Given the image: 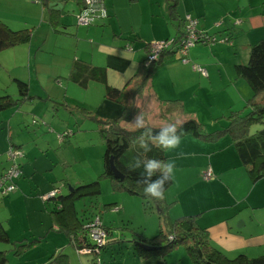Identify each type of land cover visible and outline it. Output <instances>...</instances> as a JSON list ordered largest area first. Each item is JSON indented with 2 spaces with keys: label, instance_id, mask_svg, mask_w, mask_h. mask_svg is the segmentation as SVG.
I'll list each match as a JSON object with an SVG mask.
<instances>
[{
  "label": "crops",
  "instance_id": "1",
  "mask_svg": "<svg viewBox=\"0 0 264 264\" xmlns=\"http://www.w3.org/2000/svg\"><path fill=\"white\" fill-rule=\"evenodd\" d=\"M52 1L58 0H50V2ZM104 2L108 16L101 22L88 27L77 26L72 25L71 22H69L70 24L63 22V15H61L58 25L59 32H56L46 22L47 11L44 3L41 0H27V3L33 4V13L25 16L29 20L25 24L28 25L32 21L33 26L31 27L33 29L38 23L39 26H47L44 28L53 30L55 34L62 33L76 39L77 51H74L66 68L67 74L72 60L102 66L105 70L106 83L112 87L124 89L123 91L128 90L129 85L126 86V84L138 71L141 61L145 58L144 43L180 34L183 29V23L180 19L186 13L197 18L198 28L221 35L234 31L232 28L233 21V24L236 25L235 28L240 32L239 35L242 34L243 40L241 42H245L246 45L264 36V0H253V2L252 0H175L172 8L173 17L170 16L167 0H104ZM51 7L55 10L61 9L59 6L57 8ZM124 8L126 10L123 11ZM62 9L64 14L74 13L77 6L75 2L69 1ZM226 17H234V20L228 21ZM0 19L11 28L13 27L8 18H3L0 15ZM235 19H240L241 22L236 24ZM214 22H220V24L215 27ZM235 32L236 30L231 35L234 36ZM127 45L130 48L126 47ZM27 48L30 58L31 47L28 45ZM23 49L25 50L26 47L24 46ZM188 58L190 62L182 63L178 60L177 54L165 57L164 64L154 69L144 90L136 96L135 114L130 121L123 122V126L135 128L132 122L139 112L144 114L145 123L152 125L177 124L187 118L200 120L195 110L173 112L164 117L160 116L159 113L160 106L163 104L162 101L173 98H179L183 101L190 87L196 85L193 80L191 81L192 69H190L189 63L197 64L195 59L204 61V57H196L193 52L189 51ZM28 68L33 69L32 71L35 73L31 74L28 69L30 80L27 81L31 83L36 81L38 84L41 82L42 87H44L37 68L35 66L32 68L28 66ZM55 73V75H61L62 72L57 70ZM207 73L209 79V73L213 74V68L208 69ZM217 74L221 82H226L227 88L234 90L238 97L237 100L229 98L228 102L221 104L217 110L221 114H217V116L222 118V115L226 114L227 111L244 105L247 98L251 96L252 90L244 79L236 76L234 67L224 71V80L219 70H217ZM17 77L24 79L18 75ZM60 83L65 88V101H69L68 89L77 92L76 86L81 88L69 79L65 83L63 81ZM90 87L98 95L100 93V96L95 98L90 94L89 96L82 95L80 97L83 98V101L79 104L80 106L82 105L101 118H116L121 114L122 105L120 103L104 98L103 83L90 81L84 89ZM22 140L23 138L19 134H11L9 126L6 132L0 130V153L5 152L11 144L23 148L25 157L21 159L22 176L17 181L18 189L33 191V187H35L34 196L26 197L31 199L29 200L31 206H36V209L41 210V204L45 206L47 203V200L44 202L43 195L48 193L46 191L51 189L52 184L54 186L55 183L52 181V183L41 187L30 182L28 178L27 180L23 179L26 175H33L38 164L35 162V156H33V160L30 159L31 154L27 149L28 146L24 147ZM58 142L63 143L64 140ZM164 152L166 161L175 162L172 183L164 195V200L170 203L168 209L170 219L197 214L198 225L206 228L212 245L226 256L243 253L248 257H256L264 254V175L254 182L250 180L229 135L224 134L214 140H205L191 134H185L181 136L177 148L165 149ZM6 165V160L0 155V174L5 170ZM206 169H210L213 174L210 179H203L202 177V173ZM224 192L228 193L225 197ZM66 193L61 191L59 194ZM21 196L23 195L18 191L9 193L4 201H0V209L1 206L8 202L11 203ZM119 200L114 197L110 202L115 205ZM121 201L124 202V197ZM58 206L59 201L52 199V208ZM74 209L76 211L75 203ZM46 212L43 217H40L41 222H38V226L30 227L32 231L60 234L64 232L66 234L63 224L66 228L70 227L76 230L79 239L83 235L88 236L74 220L66 221L63 218H57L59 220L55 222L50 213ZM90 219L92 217H87L85 221L78 220L84 225ZM0 224L2 225L1 222ZM154 231H140L136 235L150 237L156 233ZM66 236L68 235L66 234ZM67 238V240L66 238L62 240L59 238V241L51 245L54 248H60L59 251L67 254L69 264H88L82 262L84 259L80 257V255L88 254L83 251H76L74 244L68 242L69 236ZM81 244L83 243L81 242ZM111 250V246L110 248L105 246L101 249L102 262L100 264H187L190 262L186 255L176 256L172 252H169L163 259L156 256L141 259L136 253H131L128 249L116 253L111 252Z\"/></svg>",
  "mask_w": 264,
  "mask_h": 264
},
{
  "label": "rangeland",
  "instance_id": "2",
  "mask_svg": "<svg viewBox=\"0 0 264 264\" xmlns=\"http://www.w3.org/2000/svg\"><path fill=\"white\" fill-rule=\"evenodd\" d=\"M124 10L126 9L124 8ZM29 13H33V4L27 3V0H0V15L10 20L9 23L13 26L12 28L33 26L32 21L28 25L25 24L29 22L25 18ZM233 18L226 17V20H234ZM62 21L77 25L75 14L72 12L63 14ZM232 25L234 31L236 30L234 36L230 39L232 45L197 43L190 49L196 57H204V61L195 59V62L206 68V70L213 68V74L209 73V79L203 77L199 72L193 70L192 63H189L190 69H192L190 74L192 78H190L196 85L190 87L183 101L180 100L183 105V112L195 110L199 119L202 120L198 121L205 124L207 130L221 128L220 126L226 124L224 118L217 116V114H221L217 110L221 104L228 102L229 98L232 100L238 99L235 91L228 89L226 82H221L217 70L222 74L224 80L225 70L234 67L236 62L245 63L248 57L249 47L245 42H241L243 40L241 38L242 34L239 35L240 32L235 28L236 25L233 24V21ZM44 27L47 26H39L36 23L28 42L17 43L0 51V93L6 91L8 94L16 96L17 88L12 78L18 75L24 80H30L28 66L37 68L39 78L45 85L42 87L41 82L38 84L36 81L32 83L29 81L30 94L35 96L34 99L25 102L18 108L1 111L0 130L6 132L9 126L11 134L17 133L23 138L22 144L24 147L28 146L27 149L31 154L30 159L33 160V156L36 157L37 170L33 175H26L23 179L27 180L28 178L30 182L41 187L54 181V186L52 184V188L46 192L58 187L60 192L65 193L68 191V184L88 183L94 180L102 171L104 143L97 129L98 124L93 118L89 117V115L94 114L79 105L83 101L80 96H89L90 94L96 98L100 96V93L98 95L91 87L84 89L76 86L77 92L67 90L69 101H65V88L61 86L60 81L64 83L67 81L65 77L67 74L66 68L74 51H77L76 39L62 33L55 34L53 30ZM43 38L44 41L42 42ZM37 40H39L38 43H36ZM28 45L32 51L30 58ZM24 46L26 47L25 50L23 49ZM32 70L29 69L31 74L35 73ZM57 70L62 72L61 75H55ZM242 107L243 104L233 108L239 109ZM58 134H63V143L58 142ZM8 148L2 154L0 153L7 162L6 168L10 165V161L6 156ZM99 184L100 194L97 197L86 196L77 200L75 208L78 219L85 221L87 217L95 219L98 216L100 223L106 225L112 231L108 239L121 240L120 245H117L116 242L110 245L111 252L116 253L127 250L123 239L131 240L133 237H137L136 234L140 231L152 232L155 230L154 233L157 232V212L156 209L151 207L150 202L126 192L114 191L109 179L100 178ZM34 188L33 191H30V189L23 190L18 189L17 185V190L13 193L18 191L24 197L21 196L15 201L1 206L0 222L10 239L9 242L0 241V250H3L6 254V264H55V262H50L52 259L51 254L55 253L54 255H56L60 248L58 250L51 244L59 241V238L61 240L68 239L64 232H61V234L57 232L46 233L45 231L39 232L30 229L31 226H38V222H41L40 217H43L45 211L49 212L52 208V199L47 200L45 206L41 204V210L30 205L29 200L31 199L26 196H34ZM245 192L247 194L246 190ZM8 194L2 195L0 192V201H4ZM227 194L224 192V197ZM114 197L120 199L117 201V205L110 202ZM123 197L124 202L121 201ZM114 207L118 209L115 210ZM38 234H41L43 238L41 243L30 248H24L19 254L15 253L19 247L13 241L23 238L31 239L38 236ZM89 239L91 240V238ZM171 252L176 256L186 255L190 261L187 264H192L183 245H178ZM99 255L101 257L100 253ZM235 255L228 256L233 257ZM91 256L89 254L80 255L84 259L82 262L88 264H92Z\"/></svg>",
  "mask_w": 264,
  "mask_h": 264
},
{
  "label": "trees",
  "instance_id": "3",
  "mask_svg": "<svg viewBox=\"0 0 264 264\" xmlns=\"http://www.w3.org/2000/svg\"><path fill=\"white\" fill-rule=\"evenodd\" d=\"M41 1L44 3L47 11L46 22L56 32H59L58 25L60 23V17L64 14L62 13V8H64L67 2L73 1L76 3L77 10L74 12L76 21L77 16L81 14L87 6L85 0H58L63 4V7L60 10H55L48 5L50 0ZM167 1L170 7V16L173 17L172 8L174 7L175 0ZM101 6L103 7L102 9L104 15L98 14V16L89 24H80L77 21V25L88 27L97 24L106 18L108 13L104 0H101ZM191 17L197 20V18L192 15ZM235 20L236 24L241 22L240 19ZM180 21L183 23V29L180 31V34L174 37L164 38L165 40L173 39V41H175L178 45L175 44L174 46L172 45V47H167L164 50L162 49L156 59L148 61L147 54L150 51L151 42L159 40H152L144 43V48L146 50L145 58L141 61L138 71L126 84V86L129 85L128 90L126 91H123L124 89L112 87L106 83L104 67L82 62L80 60H72L66 78L83 88H85L90 81L103 83L104 98L120 103L122 105V111L116 118H101L96 115H89V117L93 118L97 122L98 132L104 143L101 173L94 180L88 183L77 185L68 184V191L66 194L60 195V188L54 187V189L59 190V195L57 194L58 196H46V193L42 198L45 200L44 202L49 199L59 201V206L57 208L54 207L49 211L55 222L56 220H59L57 218H63L66 221L74 220L79 224V228L85 231L90 237L88 233L89 224L96 218H92L82 225L76 217L74 203L86 196L97 197L100 194L99 179H109L114 191H121L129 193L130 195L139 196L143 200H146V202H150L151 207L156 209L158 230L154 235L150 237H142L140 235L133 237L131 240L123 239L124 245L127 249L131 253H136L139 258L146 259L151 256H156L163 259L178 245H183L192 261V264H264V254L256 257H248L243 253H239L234 257L226 256L222 251L212 245L206 228L198 225L197 214L183 215L170 219L168 214L170 203L164 200V198L156 200L146 196L143 192V186L137 183L138 174L142 171V169L137 170L136 172H130L128 170V165L134 163L132 158L142 151L139 148V140L141 139L140 134L144 131V129L126 128L122 125V123L130 121L134 116L136 111V96L144 90L154 69L164 64L165 57L177 54L178 60L182 62L179 46L183 44L182 38L184 37L185 26L184 16L180 19ZM219 24L220 22H214L215 27ZM197 29L200 33L205 34L207 37L215 36L216 40L208 41V38H204V41L202 39L196 41L194 45L190 46L187 50V62H190L188 58L190 49L197 43H224L232 45V41L230 40L232 38V33L230 32L221 35L220 33H212L205 29H200L198 28V20ZM32 32L33 27L11 28L7 23L0 19V51L17 43L28 42ZM126 47L130 48L129 45ZM248 47L247 61L245 63L236 62L234 64L236 76L244 79L252 90L251 96L247 98L243 107L229 110L226 114H223L222 118L226 120V124L220 126L221 128L207 130L205 124L195 120L194 118H187L180 123H177V125L183 127L184 135L191 134L205 140H214L221 135L228 134L250 180L254 182L264 175V36L259 38L257 41L250 43ZM193 65L198 64H191L192 68ZM204 69L206 70V68ZM194 70L199 72L197 69ZM199 74L203 77H208V73L205 76L200 72ZM12 80L16 85L17 95L12 96L6 91L0 93V112L10 108H18L25 102L32 101L35 97L30 94V84L27 80L18 77H13ZM57 103L62 104L63 102ZM162 103L163 104L160 106L159 110L160 116L164 117L173 112H183V105L181 104V100L179 98L168 99L166 101H162ZM146 125L152 128L153 134L159 131L161 127L165 126L152 124ZM251 128H253V130H251ZM178 131L179 129H177V132ZM57 136L59 140H64L63 134H58ZM143 139L148 140V137L144 136ZM9 147L20 149L22 152V156L18 160L21 174L14 181L16 191L17 180L22 176L20 161L24 152L21 146L11 144ZM164 150L165 149L163 148L152 145L151 151L146 155L148 158L166 161V154ZM112 167L121 172L123 175L122 179L114 177ZM171 183L172 180L165 185V191ZM98 219L100 221L99 217ZM101 225L104 227L106 232V241L100 247H97L96 250L95 242L92 239L90 240L86 235H83V237L79 239L77 237L78 232H76V230H73L70 227L66 228L65 225L62 224L66 234L69 236L68 242L74 244L76 251L88 249L89 252L85 253L92 255V264H100L102 262L99 255L102 248L110 246L115 242L117 245H120L121 242L120 239L109 240L108 236L112 233L111 229L102 223ZM42 239V236L38 235L31 239L23 238L21 240L13 241V243L17 244L16 246L19 247L15 253H21L24 248L34 246L42 241ZM0 241H10L7 231L1 224ZM81 242L83 244H81ZM51 258L50 262H55V264H69L67 254L62 251H59L56 255L51 256ZM6 263V254L3 250H0V264Z\"/></svg>",
  "mask_w": 264,
  "mask_h": 264
},
{
  "label": "built area",
  "instance_id": "4",
  "mask_svg": "<svg viewBox=\"0 0 264 264\" xmlns=\"http://www.w3.org/2000/svg\"><path fill=\"white\" fill-rule=\"evenodd\" d=\"M86 1V9L77 16V21L80 24H89L93 21L94 18L98 16V14L104 15L103 7L101 6V0H85ZM185 26H184V37L182 38V43L179 46V52L182 56V62H187L188 59L186 57L187 50L190 46L194 45V43L198 40H203L204 38L208 41H215V36L207 37L205 34H202L197 29V20L192 18L191 15H184ZM206 36V37H205ZM204 41V40H203ZM174 43V44H173ZM176 43L173 39H164L159 41H153L150 45V51L147 54L148 61L154 60L160 54V51L167 47H172ZM178 45V44H176ZM194 69H197L202 75H207L206 70L199 65H193ZM7 159L10 161V165L0 174V192L2 195H6L10 192L15 191L16 186L14 184L15 179L21 174L20 166L18 163L19 158L22 156V152L20 149H16L13 147H9L6 151ZM212 172L210 169H206L202 173L203 179H210L212 177ZM59 190L53 189L46 196H55L57 195ZM113 209H118L114 207ZM88 233L91 239L95 242L96 250L97 247H100L106 241V232L104 227H102L98 217L89 224ZM81 252H89L88 249H82Z\"/></svg>",
  "mask_w": 264,
  "mask_h": 264
},
{
  "label": "clouds",
  "instance_id": "5",
  "mask_svg": "<svg viewBox=\"0 0 264 264\" xmlns=\"http://www.w3.org/2000/svg\"><path fill=\"white\" fill-rule=\"evenodd\" d=\"M132 124L136 129H144V131L141 132L139 140V148L142 151L132 158L134 163L128 165V170L136 172L142 169L138 174L137 183L143 186L146 196L161 200L165 195V185L173 178L175 162L148 158L146 154L151 151L152 145L169 150L177 148L181 136L184 135L183 127L169 123L153 134L152 128L146 125L142 112L135 116ZM144 136H147L148 140L143 139Z\"/></svg>",
  "mask_w": 264,
  "mask_h": 264
},
{
  "label": "water",
  "instance_id": "6",
  "mask_svg": "<svg viewBox=\"0 0 264 264\" xmlns=\"http://www.w3.org/2000/svg\"><path fill=\"white\" fill-rule=\"evenodd\" d=\"M50 5L53 6L54 8H57L58 6L60 8H62V6H63V4L61 2H58V1H52V2H50ZM112 169H113V174H114L115 178H120V179L123 178V175L121 174V172L119 170H117L114 167H112Z\"/></svg>",
  "mask_w": 264,
  "mask_h": 264
}]
</instances>
